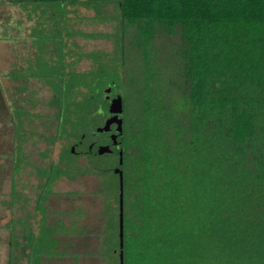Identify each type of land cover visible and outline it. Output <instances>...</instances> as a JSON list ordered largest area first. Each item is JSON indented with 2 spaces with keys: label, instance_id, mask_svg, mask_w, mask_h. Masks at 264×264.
Returning a JSON list of instances; mask_svg holds the SVG:
<instances>
[{
  "label": "trees",
  "instance_id": "trees-1",
  "mask_svg": "<svg viewBox=\"0 0 264 264\" xmlns=\"http://www.w3.org/2000/svg\"><path fill=\"white\" fill-rule=\"evenodd\" d=\"M7 2L28 14L37 52L20 71L42 77L54 91L58 136L71 129L83 144L100 135L84 128L86 119L101 111L104 124L108 86L122 97L121 132L115 143L109 138L116 150L99 155L114 156V163L97 165L86 150L76 169L99 176L101 187L108 173L115 175L116 190L109 166L122 170L123 264H264V0ZM56 3L59 9L115 3L120 36L112 60L124 70L76 72L48 63L42 50L60 42L54 34L63 23L49 13ZM79 87L82 99L68 101ZM60 173L55 167L45 173L40 232L26 236V264L63 257L66 264H118V212L108 202L100 221L88 219L80 205L69 225L48 220L47 187ZM7 264L16 261L9 257Z\"/></svg>",
  "mask_w": 264,
  "mask_h": 264
},
{
  "label": "rangeland",
  "instance_id": "rangeland-1",
  "mask_svg": "<svg viewBox=\"0 0 264 264\" xmlns=\"http://www.w3.org/2000/svg\"><path fill=\"white\" fill-rule=\"evenodd\" d=\"M56 5L58 8L49 13L63 23L61 31L54 34L60 37L57 39L60 42L48 41L42 50L48 63L76 72L99 67L107 71L124 70L122 62L112 60L119 53L115 39L120 36L116 31L119 9L115 3H96L91 7L79 3L62 4V9L58 3ZM27 15L7 0H0V264H7L9 257L16 264H26L29 251L26 236L29 232L35 237L39 235L43 214L37 209V199L47 181L45 173L51 167L63 173L47 187L44 204L48 220L61 218L69 225L75 220L74 207L77 205L95 222L104 219L105 202L109 203L111 212H118L115 175L108 173L104 187H101L99 176L76 169L85 162L83 155L88 144L104 135L89 136L76 147L77 153L69 155L67 150L78 139L73 137L71 129L58 136L60 109L54 91L42 77L21 72L29 61L33 62L37 52L30 42L28 27L31 23L27 21ZM46 27L50 30V24ZM84 92L83 87L73 88L68 101H80ZM101 107L104 109L103 105ZM97 113L100 114L89 115L85 129L93 132L95 127L103 125L102 113ZM89 159L103 167L115 161L114 156L109 155L95 154ZM109 168L112 171L113 166ZM63 237L67 242L68 237ZM98 239L92 238L93 246ZM65 259H59L56 264H66ZM44 264L53 262L44 260Z\"/></svg>",
  "mask_w": 264,
  "mask_h": 264
},
{
  "label": "water",
  "instance_id": "water-1",
  "mask_svg": "<svg viewBox=\"0 0 264 264\" xmlns=\"http://www.w3.org/2000/svg\"><path fill=\"white\" fill-rule=\"evenodd\" d=\"M106 93L110 92V89L105 90ZM108 98V97H107ZM123 111V101L120 94H116L108 105V112L111 114L105 121L102 126L95 127L96 132H107L110 130V126L115 124V130L121 132V118L119 115ZM113 142L115 143L116 134L111 136ZM94 144L89 145V150L93 148ZM116 146L115 144L112 145ZM113 147L109 145H98L96 150H93L92 153L97 155H103L105 153L113 152ZM75 149L74 145L70 146L71 152ZM118 164H122V151H118ZM113 172L118 176V264H123V174L120 167H115Z\"/></svg>",
  "mask_w": 264,
  "mask_h": 264
},
{
  "label": "flooded vegetation",
  "instance_id": "flooded-vegetation-1",
  "mask_svg": "<svg viewBox=\"0 0 264 264\" xmlns=\"http://www.w3.org/2000/svg\"><path fill=\"white\" fill-rule=\"evenodd\" d=\"M115 95H116V94H114V93L112 92V90H110L109 93H106V94L104 95V96H105V99H106L107 102H108V105H109V103H110V100H111ZM107 97H108V98H107ZM109 116H111V114L108 112V106H107V114H106V116H105V118H104V121H105ZM120 116H121V115H119V117H120ZM115 128H116L115 124H112V125L110 126V130H109V131L100 133V135L105 133V137H106L107 139L104 140V138H102L101 140H98V139L92 140V141L88 144V146H87V151L92 152V151L94 150V148H95V150H96V146H98V145H109V146L113 147V146H112V142H111V140H110L109 138H110L111 135L115 134V132H116ZM82 139H83V138H82ZM82 139H80V140H78L77 142H75V143L72 144V145H74L75 149H74L73 152H71V150H70L71 153H73V154L77 153V151H76V147H77L78 145L82 144V141H83ZM92 143L94 144V146H93V148H92L91 150H89V145L92 144ZM115 150H116L115 147H113V152H111V153H106V154H114ZM106 154H103V155H106ZM117 157H118V154H117ZM115 167H117V166H113V169H114ZM113 169H112V170H113Z\"/></svg>",
  "mask_w": 264,
  "mask_h": 264
}]
</instances>
